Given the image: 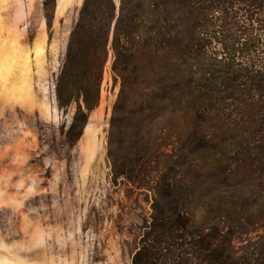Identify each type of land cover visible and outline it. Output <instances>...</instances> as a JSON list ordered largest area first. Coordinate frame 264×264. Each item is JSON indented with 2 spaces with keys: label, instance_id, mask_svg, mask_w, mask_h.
Wrapping results in <instances>:
<instances>
[{
  "label": "trees",
  "instance_id": "trees-1",
  "mask_svg": "<svg viewBox=\"0 0 264 264\" xmlns=\"http://www.w3.org/2000/svg\"><path fill=\"white\" fill-rule=\"evenodd\" d=\"M208 1L84 0L70 33L56 83L59 108L77 105L66 135L72 142L81 137L99 106L112 54L120 83L109 135L112 170L153 192L133 264H264V66L244 65L228 52L216 59L218 76L206 78L213 95L200 94L194 77L209 48ZM55 3L45 0L46 10ZM197 98L202 104L191 106ZM189 110L196 115L192 133L186 127L174 139L170 128L165 135L174 140L154 154L157 121ZM207 152L220 156L214 166L220 188L209 190L210 216L201 222L197 200L201 187L213 186L206 176L212 165L196 181L188 173L195 161L177 158Z\"/></svg>",
  "mask_w": 264,
  "mask_h": 264
},
{
  "label": "rangeland",
  "instance_id": "rangeland-1",
  "mask_svg": "<svg viewBox=\"0 0 264 264\" xmlns=\"http://www.w3.org/2000/svg\"><path fill=\"white\" fill-rule=\"evenodd\" d=\"M83 1L56 0L46 10L45 0H0V264H133L151 221L153 192L112 170L109 135L120 92L112 54L99 106L81 137L72 142L66 135L77 105L59 108L56 83ZM250 2L208 1L209 48L194 77L206 98L214 93L206 78L222 69L217 58L229 52L244 65L264 66V6ZM195 118L189 110L159 119L153 153L184 128L191 134ZM170 128L174 139L165 135ZM219 158L215 152L177 158L195 161L188 173L196 181L212 165L206 176L213 186L201 187L197 200L201 222L210 216L209 190L220 188Z\"/></svg>",
  "mask_w": 264,
  "mask_h": 264
}]
</instances>
